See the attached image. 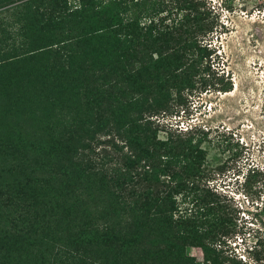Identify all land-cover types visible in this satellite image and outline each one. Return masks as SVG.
<instances>
[{
	"label": "trees",
	"instance_id": "obj_1",
	"mask_svg": "<svg viewBox=\"0 0 264 264\" xmlns=\"http://www.w3.org/2000/svg\"><path fill=\"white\" fill-rule=\"evenodd\" d=\"M201 1L0 0V264H235L216 247L229 206L198 183L206 133L159 140L143 115L167 108V87L229 90ZM155 44L172 48L153 58ZM103 127L123 143L112 176L90 156Z\"/></svg>",
	"mask_w": 264,
	"mask_h": 264
},
{
	"label": "rangeland",
	"instance_id": "obj_2",
	"mask_svg": "<svg viewBox=\"0 0 264 264\" xmlns=\"http://www.w3.org/2000/svg\"><path fill=\"white\" fill-rule=\"evenodd\" d=\"M201 2L199 10L208 11L214 23L199 37L200 43L212 49L208 55L211 65L223 81L230 82L229 90L219 91L216 84L201 89L195 83L177 94L175 87H167V108L143 115L152 121L159 140L176 141L179 136L195 138L201 131L206 133L200 143L205 176L198 183L225 199L234 222L232 231L221 237L216 247L228 258L226 263L264 264V259L255 260L254 255L264 242V0ZM169 45H148L145 53L154 58L157 49L170 51ZM9 118L12 122L16 119ZM117 136L103 127L95 129L89 141L95 168L109 176L123 167L115 151V146L123 144ZM122 149L127 150L125 146ZM7 161L3 169L11 171L15 160L9 156ZM253 167L262 174L257 184L248 185L243 180ZM175 197L177 209L182 208L180 196ZM94 203L99 204L98 200ZM185 252L202 260L196 245H186Z\"/></svg>",
	"mask_w": 264,
	"mask_h": 264
}]
</instances>
